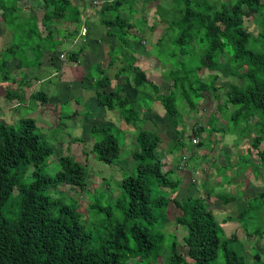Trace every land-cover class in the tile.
Instances as JSON below:
<instances>
[{
    "label": "trees",
    "instance_id": "16d2710c",
    "mask_svg": "<svg viewBox=\"0 0 264 264\" xmlns=\"http://www.w3.org/2000/svg\"><path fill=\"white\" fill-rule=\"evenodd\" d=\"M19 1L0 0L1 17L14 37L13 44L0 51V82L9 85L16 82L18 86L5 90L6 101L16 102L13 109L24 102L37 101L43 105L48 101L49 94L44 89L33 91L27 100L21 89L28 80L19 83L15 77L38 66L45 54L51 65H55L54 54H61L64 38L76 37L83 18L82 9H87L84 0L81 5L74 0H40L43 14L37 20L34 15L21 11ZM98 1L101 3L96 7L97 3L93 2L97 0H90L93 6L88 8L100 18L105 34L110 41L113 37L119 44L130 46L129 37L136 36L131 31L135 28L131 8L139 0ZM126 4L131 12L123 16ZM146 4L155 7L153 12L163 24L153 47L161 63V75L170 82L169 92H160L159 85L148 73L133 63V57L110 49L111 61L107 68L119 59L121 65L114 77L117 79L122 73L131 77L137 94L123 97L119 83L106 92L104 87L110 86L111 79L107 68L96 64V71L106 74L91 77L97 100L117 110L125 123L146 122V116L141 115L143 109H149L144 100L158 102L177 127L182 121L178 100L188 111L196 110L203 98L218 99V91L225 88L218 111L222 114L232 105L228 124L240 133L255 118L256 130L250 147L255 149L257 160L264 166V50L248 49L251 40L258 37L264 40V28L255 37L244 27L250 13L264 10V1L142 0L141 7L145 9ZM84 17L89 33L90 21ZM56 26L61 28L63 36L55 35ZM82 51L81 48L71 53L68 60H78ZM116 53L120 55L115 57ZM10 58H16L14 71L7 68ZM221 76L236 77L240 83L224 81L219 86L216 80ZM146 89L149 91L145 94ZM211 118L216 121V114ZM92 129L95 136L91 152L96 159L105 164L121 162L119 129L110 125ZM191 131L192 136L202 132L198 123ZM160 142L154 128L136 132L131 150L135 165L121 176L114 196H104L100 189L95 192L89 206L91 216L83 222L78 202L60 197L58 188L64 185L84 189L89 176L86 164L65 154L58 158L57 169L49 170L44 163L52 148L42 143L35 119L26 114L14 122L0 118V264H264V253L257 251L249 259L233 247L232 243L235 245L238 241L236 234L227 236L222 232L206 197L197 194L184 199L175 197L181 180L172 177L173 169L164 157L158 156ZM176 147L185 146L178 142ZM219 198L224 203L233 200L229 195ZM255 198L261 203L264 193ZM171 204L180 210L174 224L185 231L181 238L164 230L170 222ZM251 208L248 205L239 213L240 221ZM170 234L174 238L167 242L166 236ZM254 234L263 237L264 228L258 226L253 231H245L247 238ZM166 245L170 255L161 262ZM178 245L186 247V255L177 251Z\"/></svg>",
    "mask_w": 264,
    "mask_h": 264
},
{
    "label": "rangeland",
    "instance_id": "374dc122",
    "mask_svg": "<svg viewBox=\"0 0 264 264\" xmlns=\"http://www.w3.org/2000/svg\"><path fill=\"white\" fill-rule=\"evenodd\" d=\"M84 1L87 9H82V12L83 17L87 16L90 21L88 23L90 37H87V35L81 36L78 32L74 38H64L61 54H54L55 65H51L47 54L38 65L40 69H38L36 77L43 80V82L37 87V90H46L49 94L48 101L43 105L38 104L37 108L20 106L12 111L11 108H15V105H11L10 111L4 109L3 120L14 122L25 114L35 119L42 143L52 148V154L44 163L49 170L54 171L57 169L58 158L65 154H70L77 161L86 164L89 176L84 189L67 188L64 185L58 188L61 192L60 197L72 198L78 202L83 222L88 221L91 216L89 206L93 202L95 192L100 189V193L102 191L104 196H114L118 193L121 176L135 165L131 150L134 146L136 132L141 128H154L161 138L157 154L164 157V161L173 169L172 177L179 178V175L184 174L187 176V181H183L184 188L178 189L175 197L184 199L189 195H196L200 193L197 190L200 186L201 193H205L206 203L213 210L222 232L227 236L233 233L236 234L238 241L235 245L232 243L233 247L242 253L244 252L249 259H252L253 253L257 251L263 254L264 236L258 237L254 234L247 238L245 235V231H253L258 226L264 228V200L260 203L259 198H255L264 193V166L257 160L255 149L250 147L252 135L256 130L255 118L250 119L246 130L243 132L232 130L229 126L230 123L228 124V116L232 110V105H228L222 114L217 108L218 105L223 103L225 94V88H223L224 90L218 91V99L211 96L205 97L200 101L196 110L188 111L182 106V102L178 100L177 105L182 111V121L177 127H175L172 117L164 111L160 103L148 99L144 100V103L145 107L149 109L141 111V115L146 116L148 120L146 122L125 123L120 118L117 110L108 108L97 100L93 87L94 80L91 77L97 78L106 74L96 71L95 65L97 64L99 68H107L109 61H111L108 51L110 49L117 52L123 51L125 56L133 57V63L143 68L150 79L159 85L160 92L168 93L170 82L161 75V63L154 54L153 47L162 33L163 24L153 12L155 7H148L149 5L146 4L145 9H143L141 7L142 0L136 1L131 8L133 11L132 19L135 20V28L131 31L136 36H130L128 40L130 46L125 47L113 37L110 41L102 24L98 21L100 18L97 19L95 17L97 15L94 16L93 11L88 8L93 6V4H90L92 2L90 0ZM84 1L74 0L79 5ZM93 3H97L96 7H98L101 2L97 0ZM41 5L40 0L19 1L21 11L26 15H34L37 20L43 14ZM129 12L131 10L126 4L122 15L127 16ZM1 13L0 10V33H2L0 34V51L14 42L11 39L9 40L10 33L12 35L13 31L4 25ZM151 26L154 29H151ZM244 27L255 37H258L264 28V10L261 13H250L244 21ZM54 31L55 35L56 33L61 36L64 35L60 27L56 26ZM137 37L141 38L142 41L139 42ZM81 48L83 51L79 54L78 60H68L71 53L78 52ZM248 49L253 51L264 50V40L259 37L258 40H251ZM116 55L120 54L116 53L115 57H117ZM116 60L118 61L115 64L106 69L111 84L104 87V90L106 92L110 91L116 86V83H119L123 87L121 95L123 97H133L137 94V91L132 87L131 77H128L125 73H122L117 79L114 77L116 69L121 65L119 59L116 58ZM12 62L15 65V60H12ZM204 77L207 76L204 75ZM15 78L17 81H24L28 79V75H17ZM30 81L32 85L39 84L35 76ZM224 81L240 83L239 79L232 76H221L216 80V83L220 86ZM23 86L26 89L22 88L21 91H24V96L27 97L29 94L27 92L28 88L25 85ZM147 91L149 89L145 90V94ZM41 105L44 110H41ZM213 114L217 116L214 122L211 118ZM195 123H198V126L201 127L202 132L198 139L199 145L202 146H195L191 141L194 137L191 130ZM105 125H110L113 129H119L117 136L121 146V162L105 164L97 160L91 152L95 136L92 127ZM178 142L183 143L185 147L177 148ZM196 151L198 152L191 159V165L196 164L198 161L199 163H207L201 164L199 171L196 172L194 184L197 188L195 189L188 184L191 182L186 173L190 171L187 169L188 166L186 172L180 174L182 172L180 164L184 161L187 164L188 160H186L185 155ZM180 158L183 159L179 161ZM203 165H206L203 168V170L206 169L205 171L202 170ZM211 166L212 170L207 173ZM211 180L214 184L209 183ZM203 183L207 187L212 186L217 193L233 197V200L226 202V204L221 198L207 197L204 188H202ZM248 205L252 208L243 215L240 221L239 213ZM179 213L180 210L171 204L168 210L170 222L164 227L165 231L173 232L176 238H181L185 232L181 227L174 224V217ZM88 225L91 226L92 221ZM166 238L167 242H171L174 235H167ZM177 251L186 255V247L178 245ZM169 255L170 250L166 245L161 262Z\"/></svg>",
    "mask_w": 264,
    "mask_h": 264
},
{
    "label": "crops",
    "instance_id": "0c3cea01",
    "mask_svg": "<svg viewBox=\"0 0 264 264\" xmlns=\"http://www.w3.org/2000/svg\"><path fill=\"white\" fill-rule=\"evenodd\" d=\"M94 12H92V14H93ZM91 14V15H92ZM85 17H83L82 18V21H81V25H87L86 24V22L83 20ZM5 25V24H4ZM81 25L79 24V32H80V27H81ZM88 33V32H87ZM0 34H2V33H0ZM12 35H13V33H12ZM11 35V33H10V37H9V40L11 39V41H13V39H14V37ZM27 54H28V56H30V53L27 51ZM12 60H16V59H14V58H11L10 60H9V62H8V64H7V67L11 70V71H14L15 69H16V67H15V65H14V63L12 62ZM38 69H40L39 68V66H36V67H31V68H28L27 70H26V74L25 75H28V84H26L25 86L28 88V95H27V97H25L27 100H28V98H29V95H30V93H32L33 91H37V87L39 86V85H41V83L43 82V80H41L40 78H38V77H36V75H37V72H38ZM40 71V70H39ZM31 74H33V75H31ZM33 76H35V79L39 82V84H35V85H32L30 82V80L32 79V77ZM40 79V80H39ZM17 82H21V81H17ZM34 86H35V90H34ZM9 88V89H16L18 86H17V84H16V82H14V83H12L11 85H9V84H6V83H4V84H1V82H0V94H2V96H0V118H2L3 119V116L5 115V113H4V109H6V110H9V108L11 107V105H14L15 104V100H12V101H9V102H7L6 101V97H5V90L7 89V88ZM23 88H25V87H23ZM26 89V88H25ZM38 105V102L36 101V102H34V103H31V104H29L28 102H26V103H23V107H30V106H33L34 108L36 107H38L37 106ZM11 109H13V107L11 108ZM10 111V110H9ZM199 137H200V134L198 135ZM198 151H196V152H194V153H188L187 155H185L187 158H186V160H188L187 161V164H186V161H185V164H184V166L182 167V169H180V170H182V172L180 173V174H183V173H185L186 172V170L187 169H189L190 171L189 172H186L187 174H188V176H189V178L188 179H190L191 180V182L190 183H188V184H190L192 187H194L195 189L197 188L196 187V184H194V182H195V180L196 179H194L195 178V176H196V172L197 171H199V168H200V165L201 164H203V163H207V162H202V163H199V161L196 163V164H192L191 165V159L193 158V156H194V154L195 153H197ZM203 153V152H202ZM204 155V154H203ZM184 156V157H185ZM183 158H180L179 159V161L180 160H182ZM214 162V161H213ZM181 165V164H180ZM188 166V167H187ZM204 166H206V165H203L202 166V170H203V168H204ZM177 167H178V163H177ZM186 167H187V169H186ZM185 168V169H184ZM183 169H184V171H183ZM206 169H204L203 171H205ZM212 170V166L210 167V169H208V171H207V173L208 172H210ZM192 174V176L190 177V175ZM179 178H180V180H181V183H180V187H179V189L180 188H184L183 186H184V183H183V181H187V176H186V174H184V175H179ZM209 183H211V184H214L213 182H212V180L211 181H209ZM207 185H208V182H207ZM207 185L206 184H202V188H204L203 190H204V192H206V195H207V197H215V198H219V196H221V195H223L222 193H217L216 191H214V188H212V186H209V187H207ZM198 191H200V193H198L197 195H202V196H204V194L205 193H201V191H202V189L200 188V186H199V189H197ZM210 192V193H209ZM215 193V194H214ZM179 199V198H178ZM227 204V203H226Z\"/></svg>",
    "mask_w": 264,
    "mask_h": 264
},
{
    "label": "built area",
    "instance_id": "2783aa9c",
    "mask_svg": "<svg viewBox=\"0 0 264 264\" xmlns=\"http://www.w3.org/2000/svg\"><path fill=\"white\" fill-rule=\"evenodd\" d=\"M87 32H88V26L87 25H81V27H80V32H79V35H81V36H84V35H86L87 34ZM191 141H192V144L193 145H197L198 143H199V139H198V136H194L192 139H191ZM185 162V161H184ZM184 162H181V165H180V168L182 169V167L184 166Z\"/></svg>",
    "mask_w": 264,
    "mask_h": 264
},
{
    "label": "clouds",
    "instance_id": "9594fccd",
    "mask_svg": "<svg viewBox=\"0 0 264 264\" xmlns=\"http://www.w3.org/2000/svg\"><path fill=\"white\" fill-rule=\"evenodd\" d=\"M199 137V136H198ZM199 144V143H198ZM195 146H197V145H195Z\"/></svg>",
    "mask_w": 264,
    "mask_h": 264
}]
</instances>
